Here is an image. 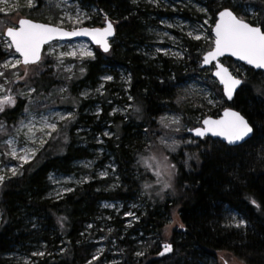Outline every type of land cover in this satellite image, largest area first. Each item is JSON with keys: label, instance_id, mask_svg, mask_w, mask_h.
<instances>
[{"label": "trees", "instance_id": "1", "mask_svg": "<svg viewBox=\"0 0 264 264\" xmlns=\"http://www.w3.org/2000/svg\"><path fill=\"white\" fill-rule=\"evenodd\" d=\"M83 1L120 21L115 37L140 38L141 17L139 13L133 15L139 10L134 9L132 0ZM239 1L264 10V0ZM212 2L209 0L208 6L214 18L219 10L228 7L238 17L254 24L236 11L229 0L213 7ZM35 20L44 22L41 17ZM92 24L98 25L96 21ZM113 57L130 70L129 94L134 106L129 122L117 123L114 119L115 137L107 143L117 164L119 186L107 191L98 184L109 180L93 181L60 199L45 197L50 172L70 174L76 160L90 156L87 148L75 146V130L81 123L78 117L59 130L58 136L24 165L21 175L6 179L0 186V264H11L5 256L25 248L26 244L39 241L50 244L60 239L65 242V251L61 259L55 258L51 264H87L92 259L91 245L80 234L86 224L95 221L99 203L130 201L150 180L149 170L140 161L146 152V143L161 150L170 165H175V175L172 187L161 199L149 203L137 226L161 232L168 224L165 219L176 213L183 228L172 232L169 239L162 236V242L170 243L173 251L159 258L155 257L157 251H150L135 261L126 250L131 243L127 238L119 240V245L126 247L122 260L116 264H218L216 254L220 252L230 254L242 264H264V73L246 68L247 77L241 78L242 86L233 100L227 103L224 99L221 107L211 114L217 117L223 109L231 107L254 127L253 139L242 147H231L219 140H199L188 134L187 129L200 125V121L195 122L199 109L182 97L179 85L186 77L171 63L162 60L160 67L145 65L133 53H126L122 59ZM100 63L86 64L83 82H92L105 70ZM47 81L44 79L40 85H50ZM215 86L220 93L221 88L218 84ZM167 114L181 116L180 132L172 130L174 125L164 127L167 121H161ZM173 140L180 142L176 151L168 147ZM188 140L193 143H186ZM253 199L261 205L259 209L251 203ZM231 212L248 226L226 227L232 223ZM45 263L46 260L41 262ZM93 264H103L102 259Z\"/></svg>", "mask_w": 264, "mask_h": 264}, {"label": "rangeland", "instance_id": "2", "mask_svg": "<svg viewBox=\"0 0 264 264\" xmlns=\"http://www.w3.org/2000/svg\"><path fill=\"white\" fill-rule=\"evenodd\" d=\"M212 1L213 7L224 0ZM33 2L35 6L29 8L28 0H0V65L7 61L21 59L13 49L5 48L4 41L7 38L3 35L7 27H17L20 19L26 18L37 21L35 19L41 17V20L44 21L42 23L54 25L58 18L64 15L65 11L73 16L79 11L86 14L90 19H85L82 25H76L77 29L80 27L93 28L92 23L94 21L98 24L95 27H103L106 21L105 16L115 28L120 23L115 16L104 13L94 4H89L83 0H67V4H61L60 8L55 7V3H58L59 0H53L52 4L49 3V0H33ZM229 2L236 7V11L254 23L257 19H264V10L258 7L243 4L239 0H229ZM208 3L209 0H158V3L149 4L147 0H136V3H133L132 0L134 9L139 10V12L135 10L133 15L139 13L141 17L140 38H119L116 36L109 42L110 51L108 54L102 53L97 47L83 40L54 41L47 44L42 53L41 65L29 66L27 80H20L8 85L13 89V95L18 92L27 93L29 88H34L36 91L30 97L33 101L32 104H29L28 97L17 95L15 106L6 107L5 112L0 113V122L7 129V134H0V175H6V179H8L13 177L10 172L11 168L16 167L21 172L25 165L20 168L18 160H13L9 156H5L4 153L8 151L6 141L16 135L15 129L20 126L19 122L23 120L25 124L29 123L25 113V108L28 107L30 112L35 114L33 120L36 129L40 128L39 121L41 118L47 119L49 122H56L58 130H61L79 117L81 123L75 130V146L87 148L90 153L89 157L76 160L73 163L74 170L70 174L50 172L47 177L46 198L60 199L72 192H65L66 188L75 190L93 181L99 183V181L109 180L106 183L98 184L101 189L107 191L114 190L119 186L117 164L110 154L107 143L109 139L115 137V121L117 123L129 122L130 116L134 112V106L132 99H129L132 80L130 70L128 67L117 63L116 59H113L114 55L122 59L126 53H133L139 56L143 64L150 63L157 67L161 66L162 60L168 61L186 77L179 88L184 100L195 105V109H199V112L195 114V122H201L205 117L212 116V112L221 107L224 97L221 91L219 93L216 90L217 82L212 77L213 67L201 68L202 57L213 48L214 41L212 27L215 18ZM198 8L207 9V15L197 11ZM253 11H259L261 15L255 16L252 14ZM206 19L207 24L204 23ZM62 27L67 30L73 29V25L67 21ZM194 29L199 30L202 36L201 40L197 41L187 36V33ZM157 48H161L168 54L157 53ZM75 49L90 50L94 53L95 59L86 58L81 61L78 58L66 57L63 65L58 64L56 60L58 54ZM113 50L114 55L112 56ZM177 52L181 54L182 59L173 55ZM99 53L101 56H98ZM97 61L102 62L100 64H103L102 69L105 70L97 75L92 82H83L86 64ZM222 62L228 65L235 77L243 79L247 77V67L231 59H223ZM66 68L71 70L66 71ZM82 68L83 71H81ZM0 71H5L7 78L14 79L11 73L19 71L23 75L24 66L21 65L18 69L8 70L0 67ZM106 76H111L112 79H103ZM69 77L71 78L69 79ZM129 78L130 83L128 82ZM44 79H48L47 83L50 85H40ZM47 83L45 82V84ZM61 89L65 91H61ZM209 100H212L213 103H208ZM103 111L106 112L104 116ZM61 116L70 119L61 120ZM174 116L177 115H165L164 118H168L165 121L169 123ZM178 117L181 119V116ZM174 127L176 126L174 125ZM105 132L110 135L105 136ZM57 136V133H53L52 136L45 137L43 133L36 132L37 140L46 138L47 142ZM23 141V136L16 138L15 147L18 153L24 147L38 146L25 144ZM146 147V152L140 161L143 166L145 161L152 165L151 168H147L151 177L146 184L151 185V187L145 188L130 201L100 202L95 221L86 224L80 234L82 239L91 245V258L98 249L103 248L105 250L100 257L103 264L120 263L126 246L121 247L118 241H122L124 238H127L131 243V247L127 246L126 250L133 260L138 261L142 257L135 255L137 251L143 252V256L150 251H157L158 254L155 257H162L159 255L163 251L164 245L162 236L169 239L172 232L178 231L181 226L176 213L168 220L165 219V223L168 222V224L164 225L161 232L153 228L147 229L143 226H137L141 223L149 203L154 199H161L165 191L168 190H164V184L169 181V161L161 150L149 147L148 143H146ZM89 163L91 166L85 167ZM155 171L161 173L159 182L157 176L154 175ZM102 172H107V176L101 178L100 173ZM57 192L62 193V196H58ZM105 204L111 205V207H104ZM128 212L134 213L138 219L127 216L126 213ZM230 215L238 221L239 216L236 213L231 212ZM88 225H92V227H88ZM116 234L119 235L118 238H116ZM65 248L63 239L53 241L50 244L39 241L26 244L23 249H15L5 257L11 264H25V262L27 264H41L44 260H46L45 264H51L55 258L61 259L60 255L65 251ZM33 252H44L45 255L43 257L33 256ZM216 256L218 264H242L225 252L217 253Z\"/></svg>", "mask_w": 264, "mask_h": 264}, {"label": "snow or ice", "instance_id": "3", "mask_svg": "<svg viewBox=\"0 0 264 264\" xmlns=\"http://www.w3.org/2000/svg\"><path fill=\"white\" fill-rule=\"evenodd\" d=\"M53 0H49V3L52 4ZM149 4L158 3V0H147ZM133 3H136V0H133ZM61 4H67V0H59L58 3H55L56 8H60ZM33 0H28V7H34ZM197 11L205 13L207 15V9L198 8ZM255 16L261 15L259 11H253L252 13ZM218 21L215 22V27L213 29L215 37H214V49L208 51L203 56V64L208 65L213 61H217L219 57L228 54L230 56L236 57L238 60L244 61L245 63L252 65L255 68H264V19H257L255 23H249L245 19L238 17L231 8L223 7L222 10L218 11ZM85 19H90L86 14H82L77 11L73 16L69 14L67 11L64 12L63 16L58 18L56 24H41L34 23L29 19H20L19 26H11L7 27L6 31L3 33L7 39L4 41V46L6 49H14L15 53L19 54V57L22 59H16L14 61H7L4 64L0 65L5 70L8 69H18L21 65L24 66L23 75L20 74L19 71H14L11 73V76L14 79L7 78L5 71H0V113L5 112L6 107H14L16 104V96H26L29 98V104H32L33 101L30 99L32 93L36 91L34 88H29L27 93L18 92L15 95L12 94L13 89L8 87L15 82L20 80H27L29 76V66L30 65H41V49L43 45L49 43L55 39H64L70 38L73 36H87L92 39V41L102 48L103 52L108 53L110 51V43L109 37L114 36L115 30L113 27V23L108 20L107 16H105V20L107 21V25L104 28H89V27H80L76 28V25H82ZM67 21L73 25L72 31H65L62 25ZM205 24L208 23L207 19L204 21ZM171 27V25H169ZM192 39L197 41L202 39L201 34L198 29H194L187 33ZM174 39V38H173ZM157 53L164 52L165 55L168 53L161 48L156 49ZM51 54V53H50ZM173 55L177 58L182 59L180 53H173ZM66 57H71L73 59H80L83 61L86 58L95 59V55L92 51L87 49H75L70 52L60 53L56 56V60L59 65L64 64V59ZM217 71L214 73L217 77H219L220 82L224 85V94L227 96L229 100L232 99L233 93L236 88L239 87L242 83L240 79L235 78L231 75L227 68L223 67L220 63H216L215 65ZM66 71H70V68H66ZM83 71V68L81 69ZM71 77H69L70 79ZM103 79L111 80V76H106ZM130 83V78L129 81ZM103 88V85H101ZM61 91H65L61 89ZM100 91V89H97ZM87 95V94H85ZM129 99H132L130 96ZM208 103H213L212 100H209ZM137 112L140 111L139 108L136 109ZM25 113L27 114V118L29 119V123L25 124L24 121H20L19 127H16L15 133L11 139L6 141V146L8 151L4 153L5 156H9L13 160H18L20 164V168L23 167L24 164H28L33 158H35L37 151L43 147L45 143H47L46 138H42L37 140L36 132L39 131L44 134L45 137L52 136L53 133H57L59 130L57 128L56 122H49L47 119L41 118L39 121L40 128L36 129L35 122L33 120L34 113L30 112L29 108H25ZM61 120L70 119L69 117H60ZM165 119L162 118V123ZM171 125H175L176 127L172 130L175 132L181 131V119L178 116H174L170 119L169 123H165L164 127L168 128ZM26 130V131H25ZM188 131L194 132L196 137L203 138L208 134L211 136L223 137L225 141H227L228 145H234L242 147L243 144L248 143L251 139L254 138V127L250 125L249 121L245 119L243 115L236 111L226 110L224 112V118L220 120H212L211 118H206L203 120V127H198L195 129H187ZM147 132L148 130L145 129ZM0 134H7L6 126L0 122ZM105 136L110 135L105 132ZM19 136L24 137L25 144H32L36 147L28 148L24 147L21 152L18 153L17 148L15 147L16 138ZM102 143V141H99ZM186 143H193V141L188 140ZM180 146V142L173 140L171 145L168 147L171 151H176V149ZM190 159L192 157H189ZM198 159V157H197ZM187 163V161H185ZM90 163L86 164L85 167H90ZM144 166L146 168H151L152 165L148 164L147 161L144 162ZM7 167V166H6ZM175 165H170L169 172V181L164 184V190H167L172 187L171 178L175 175ZM12 176L21 175L22 173L16 167L10 169ZM154 175L157 176V181L160 179V171H155ZM107 176V172L100 173V177L104 178ZM6 180V175H0V186H3ZM86 182V181H84ZM151 187V185H145V188ZM65 192L74 191L72 188H66ZM159 195V193H157ZM58 196H62V193L57 192ZM251 203L259 209L261 207L254 199ZM104 207H111V205L105 204ZM135 207V206H133ZM127 216H131L134 219H138L135 217L134 213L128 212ZM64 218H61L63 220ZM232 223L226 225V227H235L237 229L246 228L247 222L245 220L237 221L233 216L231 217ZM130 226V225H129ZM61 227L63 224L61 223ZM88 227H92V225H88ZM183 228V225L180 226ZM111 232V229H109ZM104 249L100 248L97 250L96 254L93 255L92 259L87 262V264H93L94 261L100 260V257L104 253ZM173 251V247L170 243H165L163 245V251L159 253L160 256H165ZM33 256L43 257L45 255L44 252H33ZM137 257H141L144 255L143 252L137 251L135 253ZM27 264V262H25ZM115 264V262H114Z\"/></svg>", "mask_w": 264, "mask_h": 264}, {"label": "water", "instance_id": "4", "mask_svg": "<svg viewBox=\"0 0 264 264\" xmlns=\"http://www.w3.org/2000/svg\"><path fill=\"white\" fill-rule=\"evenodd\" d=\"M23 19H26V18H23ZM218 19H219V17H218V13H217L216 16H215V22L218 21ZM29 20H30V19H29ZM31 21L34 22V23L45 24V23H42V22L34 21V20H31ZM106 25H107V21H105L103 27H93V28H101V29H102V28L106 27ZM18 26H19V21H18V23H17V27H18ZM113 27H114V25H113ZM214 27H215V23H214V26L212 27V34H213V37H215L214 31H213ZM64 30H65V31H72L73 29H72V30L64 29ZM114 30H115V27H114ZM5 31H6V30H5ZM115 33H116V32H115ZM5 37H6V36H5ZM114 37H115V34H114V36L109 37V38H108V39H109V42H110ZM6 38H7V37H6ZM69 40H75V41H76V40H83V41H88L92 46L97 47L102 53H105V52H103L102 48H100L98 45H96V44L92 41V39H91L90 37H87V36H73V37H70V38L55 39V40L50 41L49 43L54 42V41H69ZM49 43H47V44H49ZM47 44L43 45V47H42V49H41V56H42L43 48H44ZM212 49H214V42H213V48H212ZM212 49H211V50H212ZM13 51H14V49H13ZM14 52H15V51H14ZM206 53H207V52H206ZM206 53H205V54H206ZM17 54H18V53H17ZM205 54H204V55H205ZM18 55H19V54H18ZM204 55H203V56H204ZM20 58H21V57H20ZM21 59H22V58H21ZM223 59H231L232 61L237 62V63H240V64H242L243 66H245V67H247V68L253 70L254 72H261V73H264V68H255V67H253L252 65H249V64L245 63L244 61L238 60L236 57L230 56V55H228V54H225L224 56L219 57L217 61H213L211 64L204 65V64H203V57H202L201 68H211V67H213V70H212V77L216 80L218 86L221 88V91H222V94H223V97H224L225 101H226L227 103H230V102L233 100V98H234L236 92H237V91L240 89V87L242 86V83H241V85H240L239 87L236 88L235 92L233 93V97H232V99L229 100V99L227 98V96L224 94V85L220 82L219 77H217L216 75H214V73L217 71V69H216V67H215L216 63H220L223 67H225V68L228 69V71H229V73H230L231 75H233V73L230 71V69H229L225 64H223V62H222ZM233 76H234V75H233ZM234 77H235V76H234ZM235 78H237V77H235ZM237 79H240V80L242 81L241 78H237ZM226 110L236 111L235 109H233V108H231V107H226L225 109H223V110L220 112V115H219V116H217V117L207 116V117H205L204 119H206V118H211L212 120H220V119H223V118H224V112H225ZM236 112H238V111H236ZM204 119H203V120H204ZM245 119H246V118H245ZM203 120H201L200 125H198V126L192 128V129H195V128H198V127H203ZM250 125H251V124H250ZM188 134H189L190 136H192L194 139L203 140V139H205V138H210V139H214V140H219V141H221L222 143L226 144L227 146L236 147V146H234V145H228L227 141H225V140L223 139V137L211 136V134H208V135H206L205 137L200 138V137H196V136L194 135V132H192V131H188Z\"/></svg>", "mask_w": 264, "mask_h": 264}]
</instances>
